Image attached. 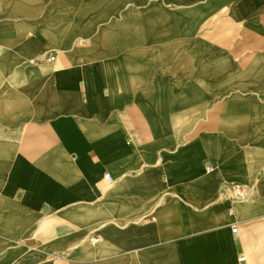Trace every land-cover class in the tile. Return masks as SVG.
Masks as SVG:
<instances>
[{
    "label": "crops",
    "instance_id": "crops-1",
    "mask_svg": "<svg viewBox=\"0 0 264 264\" xmlns=\"http://www.w3.org/2000/svg\"><path fill=\"white\" fill-rule=\"evenodd\" d=\"M0 264H264V0H0Z\"/></svg>",
    "mask_w": 264,
    "mask_h": 264
},
{
    "label": "built area",
    "instance_id": "built-area-1",
    "mask_svg": "<svg viewBox=\"0 0 264 264\" xmlns=\"http://www.w3.org/2000/svg\"><path fill=\"white\" fill-rule=\"evenodd\" d=\"M48 61L52 62L55 60V56H50L47 58ZM106 179L109 183H111L113 181L112 177L110 175H106ZM234 188V192L236 194L237 197L239 198H248L250 196V190L248 188H245L242 185L236 184L233 186ZM233 233L237 234L238 233V229L235 227L233 229ZM245 257H241L240 261H244Z\"/></svg>",
    "mask_w": 264,
    "mask_h": 264
}]
</instances>
